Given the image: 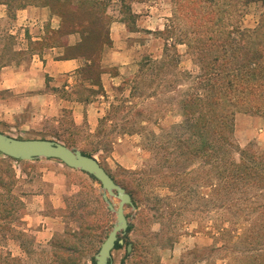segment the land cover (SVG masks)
Masks as SVG:
<instances>
[{
  "label": "rangeland",
  "instance_id": "1",
  "mask_svg": "<svg viewBox=\"0 0 264 264\" xmlns=\"http://www.w3.org/2000/svg\"><path fill=\"white\" fill-rule=\"evenodd\" d=\"M8 1L11 3L8 16L4 22H0V66L27 60L29 55L28 52L19 50L22 45L18 32L12 34L10 30L16 20L18 7L34 0ZM103 1H110L108 14L112 21L106 27L109 36L112 24L121 21H125L128 31L141 29L145 32L142 27L155 30L153 35L140 34L128 40L130 45L137 43L144 46L140 50L139 63L146 57L159 59L163 55L164 39L168 38L167 34L163 35L159 30L163 24L174 27L181 19L184 23L183 18H178V0H139L130 4L128 13L121 11L120 0ZM213 1L217 18L214 30L227 32L230 31L231 25L237 24L251 31L256 30L250 38V43L264 42L263 4L245 5L241 0ZM127 3L129 4V1ZM100 31V28L96 30V35ZM175 33L177 35L178 32L175 30ZM46 37H49L48 31ZM154 38L157 41L154 42ZM172 39L176 42L179 38L172 36ZM57 43L67 44L65 36L57 41L50 39L40 44H31L29 50L43 51ZM175 61L180 71L197 74L198 67L193 53L185 45H177ZM111 72L115 73L114 70ZM160 75H152L150 69L139 72L138 66L135 76L116 86L106 96L104 111L93 127L86 120L74 122L71 112L64 111L42 128L26 131L6 129L5 134L19 139L46 138L62 144L72 142L70 148L93 151V157L114 181L123 187L131 180V172L142 169L148 163L150 153L147 143L170 133L171 127L181 121L177 111L167 113L163 119H160L159 115L166 112L165 109H170L166 100L170 96L181 95L189 87V82L181 78L175 79L172 72L165 71ZM172 80H177L176 88L170 87ZM155 123H158L161 129ZM235 139L241 148L249 143L264 148V117L237 114ZM14 162L0 155V177L5 185L0 189V194L3 195L2 205L7 208V211H2L3 206H0V218L9 216L7 219H0V251H4L2 247L11 249L12 257L21 258L26 264H48L51 260L49 243L52 238L66 230L80 231L84 234L83 245L74 256L73 263L93 264L92 260L116 223L115 213L109 211L103 201L101 185L81 171L69 176L64 194L57 197L65 207L53 209L49 204L47 212L50 216L59 218L63 231L55 232L49 241L40 243L33 234H22V217L26 214L23 199H28L34 192L47 190L46 184L41 182L42 172L37 164L21 161L22 165L19 166ZM152 165L156 166L154 162ZM163 165L162 172L168 171V165ZM207 176V185L210 186L213 184L210 172ZM197 191V194L192 193L189 197H186V194L179 196L180 201L176 189L169 188L166 184L164 187L150 186L144 190L141 208L125 209L133 230L122 237L124 244L121 248L112 251L111 264H228L226 252L211 250L223 244H216L210 234L219 215L216 200L209 188ZM110 201L115 207L118 206V199L112 198ZM128 243L135 247V251L131 248V251L127 252ZM230 246L232 247L227 245L229 250Z\"/></svg>",
  "mask_w": 264,
  "mask_h": 264
},
{
  "label": "trees",
  "instance_id": "2",
  "mask_svg": "<svg viewBox=\"0 0 264 264\" xmlns=\"http://www.w3.org/2000/svg\"><path fill=\"white\" fill-rule=\"evenodd\" d=\"M241 1L245 5H264V0ZM0 2L11 8L8 0ZM135 2L139 0H120L121 11L128 13L130 4ZM213 2L178 0V18H183L184 23L181 19L174 27L166 25L162 34H167L168 38L164 39L161 58L146 57L138 65L139 72L150 69L152 75L172 72L175 79L188 81L189 87L177 97L170 96L166 100L170 109L159 115L163 119L167 113L177 111L180 123L173 125L170 133L147 143L148 163L131 172V180L123 188L131 195L137 210L142 205L143 191L150 186L160 188L166 184L176 189L178 197L183 194L189 197L197 194V190L209 188L219 214L210 234L216 244L223 243L211 250L226 252L228 264H264V148L254 143L241 148L235 139L237 114L264 117V42L250 43L256 30L237 24L231 25L227 32L214 30L217 18ZM109 4L110 1L103 0H34L19 6L46 7L60 19L59 29L48 30L49 37L45 36L37 44L50 39L57 41L62 36L67 39L71 34L80 36V42L74 46L60 43L54 46L64 48L66 59L82 57L87 61L79 74L91 79L99 89L78 92L81 101L88 102L96 93L104 94L99 82L100 58L104 48L112 45L106 31L112 21L108 14ZM99 28L101 31L96 35ZM172 36H178V41L174 42ZM177 45H185L193 53L197 74L180 71L175 61ZM170 82V87L176 88L177 80ZM155 125L161 129L158 123ZM71 144L64 142L68 147ZM81 151L93 157V151ZM163 163L168 165V171L162 172ZM209 172L213 179L210 186L207 185ZM2 181L0 177V189L5 187ZM2 196L0 194V206ZM2 206V211H7L6 206ZM7 218L9 216L0 219ZM132 230L131 225L127 232ZM83 240L84 234L80 231L66 230L54 236L49 243L51 260L48 264H74V256ZM228 244L232 245L230 250ZM121 246L116 243L115 249ZM132 251H135L133 245ZM92 261L95 264V260ZM0 264L26 263L9 252L0 251Z\"/></svg>",
  "mask_w": 264,
  "mask_h": 264
},
{
  "label": "crops",
  "instance_id": "3",
  "mask_svg": "<svg viewBox=\"0 0 264 264\" xmlns=\"http://www.w3.org/2000/svg\"><path fill=\"white\" fill-rule=\"evenodd\" d=\"M9 10L8 5L0 2V22L5 21ZM16 13V20L10 31L12 34L18 32L22 45L19 50L28 52L29 55L27 60L0 66V132L4 134L7 133L6 129L26 131L42 128L64 111H70L76 123L86 120L90 126H95L104 111L106 96L138 71L140 50L144 46L137 43L130 45L129 38L140 34L153 35L155 31L142 27L145 32L141 29L133 32L128 31L123 22L112 24V45L103 50L100 58L102 73L99 82L104 94H93L85 102L78 99V92L98 91L99 86L79 74L87 64L84 58L66 59L64 48L59 46L45 48L43 51L29 50L31 44H37L44 39L48 30L59 29V19L48 8L36 5L18 7ZM165 27L166 24H163L159 30L163 31ZM80 40L78 34H71L66 39L67 46H74ZM155 41L157 39L154 38ZM57 162L59 161L56 159L30 162L40 167L41 182L46 184L47 190L34 192L28 199H23L26 214L22 217L21 231L22 234H33L40 243L49 241L55 232L63 231L59 218L47 214L48 205L51 204L53 209L65 207L57 197L64 194L68 177L79 172ZM14 164L22 165L16 161ZM2 249L4 252L12 251L6 247Z\"/></svg>",
  "mask_w": 264,
  "mask_h": 264
},
{
  "label": "water",
  "instance_id": "4",
  "mask_svg": "<svg viewBox=\"0 0 264 264\" xmlns=\"http://www.w3.org/2000/svg\"><path fill=\"white\" fill-rule=\"evenodd\" d=\"M0 153L18 161H35L39 159H56L70 169L81 171L93 177L103 191L102 198L109 211L115 213L116 223L103 241L95 255V264H111L112 251L116 243L123 245L122 238L130 226L126 217V207L135 210L131 195L118 185L94 158L82 153L77 148H70L60 142L49 139H19L0 132ZM116 198L119 203L115 207L110 199ZM131 243L127 244V252L131 251Z\"/></svg>",
  "mask_w": 264,
  "mask_h": 264
},
{
  "label": "bare ground",
  "instance_id": "5",
  "mask_svg": "<svg viewBox=\"0 0 264 264\" xmlns=\"http://www.w3.org/2000/svg\"><path fill=\"white\" fill-rule=\"evenodd\" d=\"M114 199V198H113Z\"/></svg>",
  "mask_w": 264,
  "mask_h": 264
}]
</instances>
